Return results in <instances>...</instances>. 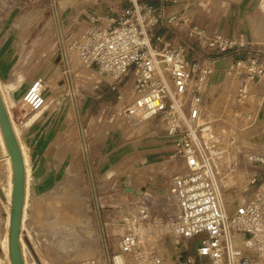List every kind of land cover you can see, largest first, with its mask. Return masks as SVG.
<instances>
[{"label":"built area","instance_id":"obj_1","mask_svg":"<svg viewBox=\"0 0 264 264\" xmlns=\"http://www.w3.org/2000/svg\"><path fill=\"white\" fill-rule=\"evenodd\" d=\"M180 3L117 0L108 15L83 12L70 25L69 65L78 61V68L107 78L118 93L114 105L99 104L94 121L125 114L135 125L154 123L172 151L168 184L148 183L151 192L138 197L126 194L122 232L105 264H264V180L243 200L227 196L220 184L226 174L243 170L250 173L243 176L242 191H248L260 177L248 164L264 168V122L256 114L264 51L195 26L191 15L179 12ZM179 22L198 45L194 57L188 40L168 37ZM242 52L246 56L238 57ZM215 53L237 57L223 80L210 84ZM47 87L43 78L30 83L23 94L30 110L46 105ZM220 92L229 111L223 129H216L208 114ZM160 195L168 197L173 214L156 213L153 202Z\"/></svg>","mask_w":264,"mask_h":264},{"label":"rangeland","instance_id":"obj_2","mask_svg":"<svg viewBox=\"0 0 264 264\" xmlns=\"http://www.w3.org/2000/svg\"><path fill=\"white\" fill-rule=\"evenodd\" d=\"M54 1L66 47L75 31L74 27H70L74 20L83 19V12L108 15L110 3L117 0ZM143 1L155 2L157 6L162 0ZM51 3V0H0V67L8 73L6 80H0V89L25 160L20 253L24 264H105L98 218L107 254H111L115 250L117 235L122 232L123 201L129 195L124 194L120 177L128 175L132 187L158 182L168 184L172 151H169L164 133L154 123L135 125L133 119L125 114L109 115L94 121L99 104L106 102L114 105L118 101V93L109 88L107 82L110 80L107 78L78 68L71 71L70 76L75 89L83 148L62 69L63 59L52 20ZM185 4L194 16L195 26L204 20L205 15L215 16V0H187ZM180 23L169 31L168 36L174 40L185 33L179 30ZM48 24V36L34 44L35 37H39ZM255 33L259 45L248 44L264 50V35L259 30ZM37 78H43L48 86L45 91L47 102L42 109L33 111L23 102V94ZM217 78L214 75L211 80ZM222 80L223 76L219 81ZM96 85L98 89L94 90ZM262 85L258 100L264 96V79ZM12 93L17 94L15 99L18 97V100H13ZM220 93L208 114L216 129H223L224 118L229 111L227 96ZM256 114L264 122V100L256 108ZM4 148L0 137V170L6 168ZM43 150H47L50 157L46 161L51 166L46 173L39 175L33 166ZM248 165L249 169L260 172L259 163ZM177 168L178 165H175ZM248 174L243 170L226 174L220 182L226 195L238 194L241 200L250 196L257 184L264 180V173L259 174L257 183L244 192L242 189L248 179L243 176ZM12 186L13 173L4 175L1 172L0 240L9 231ZM147 192L151 190L147 189ZM153 205L160 215L174 213L167 196L158 198ZM0 254V264H9L7 256L3 252Z\"/></svg>","mask_w":264,"mask_h":264},{"label":"crops","instance_id":"obj_3","mask_svg":"<svg viewBox=\"0 0 264 264\" xmlns=\"http://www.w3.org/2000/svg\"><path fill=\"white\" fill-rule=\"evenodd\" d=\"M186 1L187 0H179V2H181L179 4V9H181L180 11L182 13L185 12L191 15L194 20L193 14H190L189 12L190 8L189 6H187L188 4L187 5L185 4ZM147 2L156 6L155 2H151V1H147ZM195 5L197 6V3ZM215 5L216 6L213 8V12L216 17L213 16V14H207L205 15L203 21H199V23H197L198 24L197 26L202 28H208L209 30L224 34L225 36L231 39H242L246 41V43L249 44L251 43V45L253 43L259 45L255 40V34H256L255 31L259 30L260 34L264 35V0H215ZM164 31L165 30L161 28L160 30L157 31V34H162L164 33ZM179 36L183 39V41L188 40L185 33ZM168 37L172 38L170 36ZM38 38L39 37H35L34 44H36ZM187 42H188L187 46L191 50L190 55L194 57L196 55V50L198 49V45L196 43H192L189 40ZM252 48L260 49L253 46ZM245 56H246V52H242V54L238 57L244 58ZM212 57L213 59L216 60L215 61L216 72L212 76L217 75L218 78L215 80L209 79V83L215 84L219 82V80L223 76V71L227 68L229 62L232 59L236 58L237 56H235L233 53H226V54L215 53L213 54ZM7 77H8V73H6L5 70L0 67V80H6ZM16 95L17 94L12 93L13 100L15 101L18 100L17 99L18 97H16L15 99ZM0 96L3 100L6 110H8L1 89H0ZM88 110L89 109L87 107V111ZM49 157L50 156L48 155L47 150H43L39 154V159L36 162V164L33 166V169L39 172V175L46 173L48 169H50L51 163L46 161ZM261 173L262 174L264 173L263 167H260V174Z\"/></svg>","mask_w":264,"mask_h":264},{"label":"water","instance_id":"obj_4","mask_svg":"<svg viewBox=\"0 0 264 264\" xmlns=\"http://www.w3.org/2000/svg\"><path fill=\"white\" fill-rule=\"evenodd\" d=\"M0 127L4 136L6 147L12 161L14 171V195L9 232V255L12 264H22L19 246L20 225L22 220L24 194H25V172L21 151L18 147L13 133L8 113L0 96ZM124 194H133L138 197L147 193L145 186L132 187L128 175L120 177ZM160 192V191H159Z\"/></svg>","mask_w":264,"mask_h":264},{"label":"bare ground","instance_id":"obj_5","mask_svg":"<svg viewBox=\"0 0 264 264\" xmlns=\"http://www.w3.org/2000/svg\"><path fill=\"white\" fill-rule=\"evenodd\" d=\"M51 1H52L51 5H52V9H53L52 20H53V23H54V27H55L57 38L59 40L61 54H62L61 56H62V59H63L61 61L62 62L61 63L62 64V69L64 70V74L66 76V80H67V84H68L69 94H70V97H71V103H72L73 112H74L73 115H74L75 121H76L77 126H78L77 129L79 130L80 137L82 139V144L81 145H83V148H84V141H83L82 133H81L80 117H79V113H78V109H77V103H76V100H75V89L72 86L71 76H70L71 71H75V70L78 69V61H74L72 63V66H70L69 63H68V60H67V57H66V48H65V45L63 43V38H62V33H61V27H60V24L58 22V17H57V7H56V4H55V1L54 0H51ZM49 31H50V24H48L47 26H45L43 28V30L41 32V35L39 36L37 41H39V40L45 38L46 36H48ZM211 78H212V76H211ZM263 100H264V96H263ZM10 123H11V121H10ZM11 127H12V124H11ZM12 130H13V127H12ZM13 133H14V130H13ZM14 135H15V133H14ZM0 137H1V142H2L3 146L5 147L4 150H5V156H6V158H4L5 163H6V168L4 167L5 170L3 169V170H0V171L3 172L4 175L9 174L11 172L13 173V186H12V196H11L10 219H9V222H8L9 231L5 235V237L0 240V252L1 253L3 252L7 256L9 264H12L11 263V259H10V255H9V232H10L11 213H12V204H13V195H14V171H13L12 161H11V158L9 156V153H8V150H7V147H6V143H5V140H4V136H3V133H2L1 127H0ZM15 138H16V136H15ZM17 144H18V142H17ZM18 147H19L20 150L22 149L19 144H18ZM4 160H3V162H4ZM23 162H24V172H25V160H24V157H23ZM3 164H1V165H3ZM88 175H89V178H90L91 188H92V192H93V195H94L93 198L95 199V203L97 205V198H96V193H95V189H94L92 178H91V173L89 172ZM7 188H8V186H7ZM6 192H8V191H6ZM162 196L163 195L155 196L154 200H157L158 198H160ZM125 198H126V196H125ZM123 208H125V205L123 206ZM23 209H24V206H23ZM97 214L99 215L98 210H97ZM22 216H23V213H22ZM120 222H122V221L120 220ZM98 223H99V226H100L101 236L103 237L104 254H105V257H106L107 256V250H106V246H105V243H104L105 241H104V236H103V232H102V228H101V224H100V219L99 218H98ZM120 226L122 228V223L120 224ZM19 246H20V239H19ZM21 262H22V264H24L22 256H21Z\"/></svg>","mask_w":264,"mask_h":264}]
</instances>
